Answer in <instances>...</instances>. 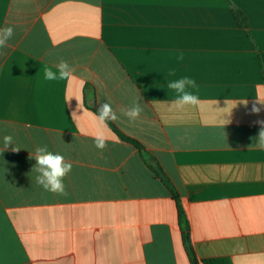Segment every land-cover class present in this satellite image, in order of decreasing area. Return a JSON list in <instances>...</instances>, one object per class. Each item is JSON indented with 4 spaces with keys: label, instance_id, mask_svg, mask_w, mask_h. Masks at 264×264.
Segmentation results:
<instances>
[{
    "label": "crops",
    "instance_id": "1",
    "mask_svg": "<svg viewBox=\"0 0 264 264\" xmlns=\"http://www.w3.org/2000/svg\"><path fill=\"white\" fill-rule=\"evenodd\" d=\"M7 26L0 147L10 134L21 149L0 153V264H192L177 202L140 150L109 125L116 139L94 146L89 113L105 102L178 191L198 257L264 264V0H0ZM60 60L75 79L46 80ZM185 76L203 107L171 108L167 85ZM45 145L73 166L66 195L36 183L30 155Z\"/></svg>",
    "mask_w": 264,
    "mask_h": 264
},
{
    "label": "clouds",
    "instance_id": "2",
    "mask_svg": "<svg viewBox=\"0 0 264 264\" xmlns=\"http://www.w3.org/2000/svg\"><path fill=\"white\" fill-rule=\"evenodd\" d=\"M14 29L11 26L0 28V49L7 46L8 41L13 37ZM183 59L181 55L179 57ZM44 78L49 81L55 80H73L74 69L65 60H60L55 65V70L52 67L44 68ZM84 82L81 81V84ZM195 81L187 76L170 81L167 87L177 94V98L172 102L171 108L176 110H182L186 106L203 107V102L197 95H194L188 89L195 87ZM264 103V102H262ZM123 115L128 118L130 122L137 120L143 109L138 102H134L131 107L121 110ZM260 108L255 105L252 108L253 113H259ZM92 117L93 123L96 127V132L93 136L94 146L99 150L107 148L109 139L115 140L114 134L111 136V132L108 127L109 121H117L118 116L113 110L110 103H102L97 113H89ZM228 123V121H227ZM260 125V130L257 137L256 147L264 149V120L256 122ZM11 146L12 152H18L21 148L14 143V137L10 134L3 135L2 147H0V153L8 150ZM30 159H35L36 164L32 171L38 173L36 176V183L43 187L46 191H50L57 195H66L64 178L71 172L72 164L65 160L64 156L59 153H53L48 150L47 146H37L34 154L31 153Z\"/></svg>",
    "mask_w": 264,
    "mask_h": 264
},
{
    "label": "trees",
    "instance_id": "3",
    "mask_svg": "<svg viewBox=\"0 0 264 264\" xmlns=\"http://www.w3.org/2000/svg\"><path fill=\"white\" fill-rule=\"evenodd\" d=\"M233 14L237 23L244 27L249 28V22L247 15L240 8L233 7ZM108 125L115 132L116 136L126 142L133 144L140 150L144 160L150 166V168L155 172V174L164 182L166 187L170 190L173 198L177 202L179 218L183 226L184 240L186 244L187 251L190 255L192 264H233V261L229 257H210V258H199L194 246L192 244L191 233H190V223L186 217V213L183 209L180 196L178 191L175 189L173 183L171 182L169 176L157 160V158L149 151L147 148L139 142L137 139L129 136L123 132L113 121H109Z\"/></svg>",
    "mask_w": 264,
    "mask_h": 264
}]
</instances>
